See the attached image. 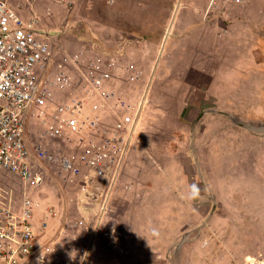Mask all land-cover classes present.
<instances>
[{
  "label": "rangeland",
  "instance_id": "374dc122",
  "mask_svg": "<svg viewBox=\"0 0 264 264\" xmlns=\"http://www.w3.org/2000/svg\"><path fill=\"white\" fill-rule=\"evenodd\" d=\"M205 1L15 0L36 19L57 60L83 54L70 65L71 77L101 76L109 115L96 101L87 106L99 117L98 135L131 136L123 151L111 150L115 169L94 162L100 149L86 168L73 140L52 137L30 120L27 139L41 151L35 155L42 181L34 187L0 171V200L34 198L38 225L54 209L40 242L94 248L87 264H264V0L213 9ZM184 11L195 12L204 48L196 58H181L180 47L177 58H160L156 50L176 42L172 27ZM96 58L112 68L88 65ZM188 80L196 89L188 88L187 99L174 97ZM72 92L56 93L57 100ZM189 110L192 117L182 120ZM191 152L195 160L184 158ZM85 178H102L97 186L108 200L98 233L72 228L76 221L97 223L81 212ZM193 184L200 196L185 202L181 195Z\"/></svg>",
  "mask_w": 264,
  "mask_h": 264
},
{
  "label": "built area",
  "instance_id": "2783aa9c",
  "mask_svg": "<svg viewBox=\"0 0 264 264\" xmlns=\"http://www.w3.org/2000/svg\"><path fill=\"white\" fill-rule=\"evenodd\" d=\"M208 1L212 9L219 6L244 7L251 2ZM18 9L15 0H0V171L34 187L41 183L42 178L37 171L42 161L35 155L36 151H41L32 149L27 139L31 119L45 127L52 137L73 140V145L81 152L79 162L83 167L91 166L88 157L100 149L94 162L99 160L101 168L106 170L115 169L111 150L116 148L123 151L131 136L127 133L108 139L106 135H98L101 124L99 117L94 114L93 108L87 106L96 101L99 112H110V96L101 76L71 77L67 73L70 65H77L83 54L57 60L50 40L39 30L36 19L25 21ZM96 59H90L88 65L100 71L102 68H112L110 63ZM69 91L74 94L57 100L56 93L64 95ZM37 147L42 148L41 145ZM48 160H52V157ZM77 172L79 170L74 169L73 173ZM102 183V178L99 181L82 179L83 189L78 196L83 203V215L95 216L97 223L91 227L88 221H76L72 224L74 230L82 233L96 229L95 233H98L102 229L108 203L98 188ZM93 184L98 186L90 191L88 186ZM38 208L39 203L30 197L19 203L0 200V264H87L89 251L93 252L94 248L88 247V251L79 243L65 247L54 238L39 241L35 228ZM44 215L47 219L40 229L46 232L49 229L48 220L56 217L57 213L54 209H48ZM109 234L105 233L106 237Z\"/></svg>",
  "mask_w": 264,
  "mask_h": 264
},
{
  "label": "crops",
  "instance_id": "0c3cea01",
  "mask_svg": "<svg viewBox=\"0 0 264 264\" xmlns=\"http://www.w3.org/2000/svg\"><path fill=\"white\" fill-rule=\"evenodd\" d=\"M36 1H38V0H36ZM205 2L209 4L208 0H206ZM186 4L188 5V1L186 2ZM24 12L25 11H24L23 7L20 8V6H19V14L21 15V17L25 21L29 22V19H32V16H28L26 13L24 14ZM195 16H196V14L193 11H184L182 16L180 17V19L178 21H176L178 19V18H176L174 25L172 27L173 36H174V34H178V37L175 40L176 42L170 43V40L167 41V43L163 44V46L161 48L162 50L159 51V53H158V50H156L155 55H157V56L159 55L160 58H166V59L172 58L173 56H175V58H177L176 57L178 55L177 48L180 47V50H181L180 54L182 55L181 58L186 59L188 53L190 54V55H188V58H191V56H192V58H196V56L198 55L196 53L201 51V48H204V47H203V42L200 43L201 41H200V38H198V33L196 31L197 28H195V26H194V19H197V17H195ZM171 39H173V38H171ZM181 47H183V49H181ZM102 55L103 54H101V56ZM181 55H179V56H181ZM183 64H187V62L184 60ZM189 65H191V64H189ZM158 69H161V68H158ZM158 69L156 70L154 77L152 79L153 82L155 81L156 76H158V74L160 75V70H158ZM163 71H165V74H164L165 76H166V74L168 76H170L169 71H166V70H163ZM187 71H188V79H189V74L191 75L192 73H195V68L193 69V67H192L191 69H187ZM178 72L180 73L181 70H179ZM177 73H174V74H177ZM171 78H172V75H171ZM150 84H151V82H150ZM149 87L151 90L153 89L152 84ZM188 88H190V90L194 91L196 89V80H193V81L188 80V81L182 83L181 85H179L176 88L178 93H176V94L174 93L173 96L177 97V98L182 97V99H185V98L187 99L191 95V92L188 91ZM174 102L177 103L178 99H175ZM145 103H146V101H145ZM192 114H193L192 110L186 111V113L182 114V120H184V119L189 120L192 117ZM107 115H109V113H107ZM184 158L190 159V160H192V158L194 159L192 152H191L190 157H188L186 155ZM81 212L83 215V212H84L83 209ZM83 216H85V215H83ZM49 222L50 221H48V223ZM40 226L41 225H38V223L35 222V228L39 234L41 231ZM48 232L49 231L47 230L46 235L48 234Z\"/></svg>",
  "mask_w": 264,
  "mask_h": 264
},
{
  "label": "clouds",
  "instance_id": "9594fccd",
  "mask_svg": "<svg viewBox=\"0 0 264 264\" xmlns=\"http://www.w3.org/2000/svg\"><path fill=\"white\" fill-rule=\"evenodd\" d=\"M201 189L197 185H190L185 193L181 195V199L185 202H192L199 198Z\"/></svg>",
  "mask_w": 264,
  "mask_h": 264
}]
</instances>
